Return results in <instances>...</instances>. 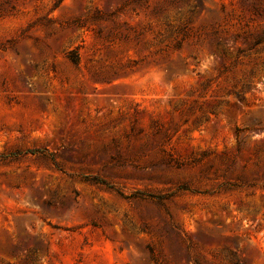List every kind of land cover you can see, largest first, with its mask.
Returning a JSON list of instances; mask_svg holds the SVG:
<instances>
[{
	"label": "rangeland",
	"instance_id": "374dc122",
	"mask_svg": "<svg viewBox=\"0 0 264 264\" xmlns=\"http://www.w3.org/2000/svg\"><path fill=\"white\" fill-rule=\"evenodd\" d=\"M123 1L0 0V264H264V0Z\"/></svg>",
	"mask_w": 264,
	"mask_h": 264
},
{
	"label": "trees",
	"instance_id": "16d2710c",
	"mask_svg": "<svg viewBox=\"0 0 264 264\" xmlns=\"http://www.w3.org/2000/svg\"><path fill=\"white\" fill-rule=\"evenodd\" d=\"M240 4L246 8L250 12H252L253 15L255 16H260L262 14L261 8L256 6V4L250 2L249 0H240ZM130 10L134 14H138L139 12L145 11L148 9V0H124L119 7H117L116 11L117 12H123L124 10ZM113 15V14H112ZM111 15V16H112ZM187 22L190 21V18L186 20ZM174 33L176 34L173 43L171 45L167 46L166 49L171 50L172 52L180 51L183 47V44L185 41L188 39L189 35L186 31V27L183 26L182 28H177L174 30ZM264 37L259 36L253 38L251 41H247L246 39L242 40V45H245L244 49H241L239 46L235 47V61L239 58L240 55L244 54L246 55L247 52H250L253 50L257 45L261 44L263 42ZM231 41V40H230ZM233 43H236V39L234 38L232 40ZM229 45V42H215L214 43V50L213 53L216 54L222 64L223 68H226V65L224 64L226 61L227 57V51L226 47ZM67 58L72 64H77L78 62V54L75 50L69 51L67 53ZM238 95V94H236ZM238 97V96H237ZM240 129H235V132L238 133L240 132ZM36 155V154H44L42 151L39 150H32V151H26L24 153H19L15 152L12 154H9L7 158L10 159H16L21 155ZM51 161L54 162L52 155H47ZM101 184L105 185L108 188H112L111 186H108L107 184H104L101 182ZM177 192H191V193H205V192H198V191H192L189 188H187L186 185H181L176 188ZM171 194H166V195H154L151 193L143 192V191H137L133 193L130 197L135 198V199H140V200H146L150 201L153 203L161 204L164 200H167L170 198ZM195 264H200L197 260H194ZM230 264H241V262L233 257L229 260Z\"/></svg>",
	"mask_w": 264,
	"mask_h": 264
}]
</instances>
